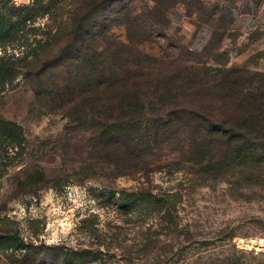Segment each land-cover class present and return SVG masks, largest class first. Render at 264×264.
Listing matches in <instances>:
<instances>
[{
    "label": "rangeland",
    "instance_id": "obj_1",
    "mask_svg": "<svg viewBox=\"0 0 264 264\" xmlns=\"http://www.w3.org/2000/svg\"><path fill=\"white\" fill-rule=\"evenodd\" d=\"M99 1L41 0L46 9L32 13L34 0H0L12 17L0 61L16 68L0 84V117L26 138L21 148L0 133V264H264V148L231 160L215 151V168L187 152L148 178L116 177L91 147L98 110L82 97L61 101L59 89L103 57L109 26L163 60L151 69L157 80L192 63L264 73V26L247 34L236 25L256 19L259 0ZM83 17V49L68 51ZM152 17L160 26L139 37L134 23L149 28ZM255 77L247 87L264 91ZM144 186L153 197L123 194Z\"/></svg>",
    "mask_w": 264,
    "mask_h": 264
},
{
    "label": "trees",
    "instance_id": "obj_2",
    "mask_svg": "<svg viewBox=\"0 0 264 264\" xmlns=\"http://www.w3.org/2000/svg\"><path fill=\"white\" fill-rule=\"evenodd\" d=\"M40 1L34 0L26 8L32 13L45 10ZM109 1L100 0L97 5ZM262 2L259 0L260 5ZM160 12L163 15L162 9ZM7 13V6L0 9V41L10 33L12 17ZM134 24L139 37H146L147 32L150 34L160 26L155 17L151 18L149 28L146 20ZM87 26L84 17L75 24L77 35L66 45L68 51L83 49V43L77 39L88 30ZM105 31L109 37L103 57L86 60L88 65L80 77H70L59 89L65 90L61 101L74 102L82 97L81 107L98 110L101 118L91 147L100 153L114 176L141 174L148 178L165 166L161 162L171 156L183 157L187 152L197 158L193 163L215 168L221 166L212 156L215 151L231 160L251 157L264 148V91L262 87H247L246 83L254 76L264 77V73L248 77V72L241 68H200L201 64L192 63L175 66L171 76L157 80L151 69L162 59L142 52L130 35L127 41L110 33V26ZM63 56L55 60L63 64L67 61L64 58H69ZM200 69L205 70L203 75ZM15 76V66L10 61H0V84L11 82ZM185 78L192 87H185ZM102 114L106 116L102 118ZM0 133L8 143L25 148L26 138L17 123L0 117ZM181 133L187 136L182 138ZM172 144H176L175 149L168 153ZM123 194L140 200L153 197L151 189L145 186ZM28 255L23 254L26 261Z\"/></svg>",
    "mask_w": 264,
    "mask_h": 264
},
{
    "label": "crops",
    "instance_id": "obj_3",
    "mask_svg": "<svg viewBox=\"0 0 264 264\" xmlns=\"http://www.w3.org/2000/svg\"><path fill=\"white\" fill-rule=\"evenodd\" d=\"M256 19H253L250 23H247L246 25H244L242 22L236 23V25H238L239 28H241L243 30V32L245 33H249L252 32L254 29L256 30L259 27H263L264 26V0L262 2V4L260 5V8L256 14ZM235 22V21H234ZM237 22V20H236Z\"/></svg>",
    "mask_w": 264,
    "mask_h": 264
},
{
    "label": "water",
    "instance_id": "obj_4",
    "mask_svg": "<svg viewBox=\"0 0 264 264\" xmlns=\"http://www.w3.org/2000/svg\"><path fill=\"white\" fill-rule=\"evenodd\" d=\"M248 243H249V241L248 240H245L246 246H247ZM249 248L252 249L251 247H249Z\"/></svg>",
    "mask_w": 264,
    "mask_h": 264
},
{
    "label": "bare ground",
    "instance_id": "obj_5",
    "mask_svg": "<svg viewBox=\"0 0 264 264\" xmlns=\"http://www.w3.org/2000/svg\"><path fill=\"white\" fill-rule=\"evenodd\" d=\"M251 242V241H250ZM253 243V242H252ZM249 247H252L251 245H249Z\"/></svg>",
    "mask_w": 264,
    "mask_h": 264
}]
</instances>
